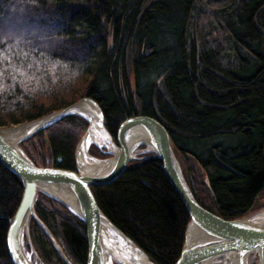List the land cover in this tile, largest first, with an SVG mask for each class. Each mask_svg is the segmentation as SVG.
I'll list each match as a JSON object with an SVG mask.
<instances>
[{
    "label": "trees",
    "instance_id": "obj_1",
    "mask_svg": "<svg viewBox=\"0 0 264 264\" xmlns=\"http://www.w3.org/2000/svg\"><path fill=\"white\" fill-rule=\"evenodd\" d=\"M85 96L101 105L116 143L126 118L161 121L188 185L210 212L234 220L257 210L264 193V0H0V127ZM88 125L70 115L21 146L37 166L75 171ZM89 152L110 157L95 145ZM145 156L91 189L154 263L177 264L190 215L161 160ZM23 192L22 179L0 163V264H13L6 218ZM35 209L72 263L87 264L84 222L44 194ZM29 233L28 250L42 264H66L33 218Z\"/></svg>",
    "mask_w": 264,
    "mask_h": 264
},
{
    "label": "water",
    "instance_id": "obj_2",
    "mask_svg": "<svg viewBox=\"0 0 264 264\" xmlns=\"http://www.w3.org/2000/svg\"><path fill=\"white\" fill-rule=\"evenodd\" d=\"M74 114L84 117L89 123L76 148V170L37 166L21 144ZM97 121L104 125L108 143L113 150L107 146L102 148L97 143L93 145L111 156L98 159L90 154L91 158L102 164L80 170L77 149L92 133ZM45 141L48 142L47 137ZM142 149L145 152H141ZM143 153H154L161 160L165 175L190 215L177 264H264V218L257 219L254 214L226 220L204 208L186 181L177 149L167 127L161 121L149 115L126 118L119 126L116 143L106 128L101 105L89 96L60 111L21 124L0 127V163L18 175L24 187L15 214L6 218L7 250L12 263L37 264L25 247V237L31 242L29 226L33 218L63 261L73 264L35 209L38 195L44 194L67 207L84 222L88 244L87 264H156L105 215L91 189L115 181L134 162L148 157L140 156ZM115 239L140 254L142 262L138 263L133 255L129 256L131 261L123 260L113 246Z\"/></svg>",
    "mask_w": 264,
    "mask_h": 264
},
{
    "label": "bare ground",
    "instance_id": "obj_3",
    "mask_svg": "<svg viewBox=\"0 0 264 264\" xmlns=\"http://www.w3.org/2000/svg\"><path fill=\"white\" fill-rule=\"evenodd\" d=\"M93 143H97L100 147L104 148L105 146L113 150V147L108 143V136L105 132L104 125L99 121L96 122L95 126L92 129V133L85 138L77 149V163L80 170H87L102 164V162L97 159L90 157L89 149ZM257 219L264 218V211H261L255 215ZM113 246L117 251V254L123 258L125 261H131L129 259L130 255L137 260L138 263L142 262V257L136 251L131 250L121 241L115 239L113 241Z\"/></svg>",
    "mask_w": 264,
    "mask_h": 264
},
{
    "label": "rangeland",
    "instance_id": "obj_4",
    "mask_svg": "<svg viewBox=\"0 0 264 264\" xmlns=\"http://www.w3.org/2000/svg\"><path fill=\"white\" fill-rule=\"evenodd\" d=\"M141 152H145V150L142 149ZM143 155L145 156V155H147V153H143V154H141L140 156H143ZM180 162H181V161H180ZM192 163H193L192 165L194 166V168H195V170H196L197 178H198V179H201V178H202V173H201L199 167L196 165L195 161H192ZM261 211H264V193H262V194L259 196V198L257 199V210H256L255 212L251 213V214L248 215V216H251V215L257 214V213H259V212H261ZM30 244H31L30 241L27 240V238L25 237V247H26L27 250H28V245H30ZM28 252H29V255L31 256V258H32L35 262H37L38 264H42V263L40 262L39 258L37 257V255L35 254L34 251H32V250H31V251L28 250ZM218 264H219V263H218Z\"/></svg>",
    "mask_w": 264,
    "mask_h": 264
}]
</instances>
